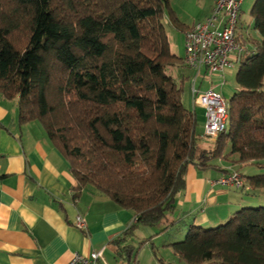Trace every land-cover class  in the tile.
I'll list each match as a JSON object with an SVG mask.
<instances>
[{"label":"trees","instance_id":"1","mask_svg":"<svg viewBox=\"0 0 264 264\" xmlns=\"http://www.w3.org/2000/svg\"><path fill=\"white\" fill-rule=\"evenodd\" d=\"M172 0H0V94L15 100L19 121L41 122L70 164L79 196L106 193L136 220L112 241L119 264H137L132 243L141 225L170 228L169 214L187 171L241 165L264 168V0H255L253 32L242 47L227 127L200 142L197 115L184 103V64L170 47L166 23L186 31ZM191 28V27H190ZM207 136V135H206ZM240 173V172H239ZM264 190V173L242 174ZM243 186V187H244ZM177 255L161 264H264V205H247L228 220L191 225L166 244Z\"/></svg>","mask_w":264,"mask_h":264},{"label":"crops","instance_id":"2","mask_svg":"<svg viewBox=\"0 0 264 264\" xmlns=\"http://www.w3.org/2000/svg\"><path fill=\"white\" fill-rule=\"evenodd\" d=\"M213 7L214 0L200 20L209 16ZM198 20L183 21L190 28ZM242 32L236 31V37ZM233 69L234 64L222 75L217 74L224 78L223 84ZM197 83L198 79L192 84L194 111L203 107L193 96V86L201 91L214 87L220 92L221 88L211 78L207 79L206 86L203 81L198 86ZM205 127L206 119L204 135ZM219 164V169H209L217 174L189 166L186 187L178 195L177 210L169 221H176L179 215L177 218L182 222L193 217L190 222L193 225L212 226L225 222L251 203L245 191L253 189L222 183L220 178L227 175L225 169L232 168L226 160H220ZM76 185L69 162L52 143L41 122L20 123L17 102L0 94V264H67L74 253L90 255L94 249H103V264H119L112 241L135 222L134 212L120 207L95 188L86 187L75 196ZM239 189L242 194L235 191ZM79 214L85 220L86 227L82 229L75 224ZM154 228L143 229L142 235L139 232L132 239L135 245L147 240L141 246L137 264H161L158 256L162 255L155 242L161 234ZM161 241L164 246L172 242ZM171 250L169 256L177 259Z\"/></svg>","mask_w":264,"mask_h":264},{"label":"built area","instance_id":"3","mask_svg":"<svg viewBox=\"0 0 264 264\" xmlns=\"http://www.w3.org/2000/svg\"><path fill=\"white\" fill-rule=\"evenodd\" d=\"M242 2L243 0H215L212 13L185 31L184 63L197 72L193 79L194 84L203 73L208 77L222 75L226 68L234 64V59L239 63L242 47L236 38V31ZM193 96L205 109V134L210 139H215L227 127L228 99L214 87L201 91L196 85L193 86ZM220 181L239 188L245 184V178L237 171L222 176ZM75 224L81 229L86 227L80 214ZM103 263V249H94L90 255L74 253L67 264Z\"/></svg>","mask_w":264,"mask_h":264},{"label":"rangeland","instance_id":"4","mask_svg":"<svg viewBox=\"0 0 264 264\" xmlns=\"http://www.w3.org/2000/svg\"><path fill=\"white\" fill-rule=\"evenodd\" d=\"M255 0H244L243 6L241 8L240 16H239V22L237 26V31H243V32H253L252 27V20L250 15L251 6L254 4ZM172 8L176 10L180 15H178L179 19L184 22L183 20H187L188 23H192L195 19H201L202 16H205L207 12L209 11L211 4L213 3V0H172ZM215 4V0H214ZM176 8V9H175ZM166 30L169 36L170 41V47L174 54H176L180 58H185L186 50H185V32L181 29L176 28L172 24V22L166 23ZM239 68V63H234V69L233 74L231 76H226L225 83L223 84L224 78H220L217 74L208 77L204 75V73L197 77L198 83H201L203 81V86H206L207 79H212L214 83H218L221 85V88L219 89L220 92L224 94L226 98L229 99L231 95L234 93L236 89V73ZM168 72L175 77V79L179 82L181 79L184 80V103L185 105L192 110V84L194 77L197 76L196 70L193 68L179 64L177 66L169 67ZM205 77V78H204ZM204 79V80H203ZM201 85V84H200ZM195 113L197 115V133H198V140L200 142L206 141L205 137H208L204 135L203 130V123L205 122V114L203 108H197L195 110ZM209 138V137H208ZM238 171L241 174H257V173H264V168H257L254 165H241L240 167H237ZM212 173H216L213 170H208ZM229 189H237V188H229ZM239 193H243L242 189L235 190ZM247 197L249 200H251V206H259L260 204L264 205V190H251V192L245 191ZM248 204V203H244ZM249 205V204H248ZM246 207V206H245ZM179 216V215H177ZM176 216V221L173 223H170L172 225L170 228L167 229V231L161 234V238L155 240L157 246H158V252L160 255H162L167 261H175L177 259H172L171 256H169V250L172 249L169 246H164L162 239H166V242L172 241H180L185 239L186 234L188 233L189 227L192 225L190 222L193 220V217H190L189 219H186V221L182 222L179 218ZM169 217H171V214H169ZM183 217V216H181ZM188 222V223H187ZM167 223V220H162L157 226H155L154 229H157L159 231L160 226ZM216 223V222H215ZM217 224V223H216ZM214 224L212 226H217L219 224ZM142 227V228H141ZM211 225H205V228H209ZM151 228L150 226L141 225L137 229V233H143V229ZM157 231V232H158ZM156 232V233H157ZM165 244V243H164ZM172 251V250H171ZM174 253V252H173ZM218 264V263H214Z\"/></svg>","mask_w":264,"mask_h":264}]
</instances>
